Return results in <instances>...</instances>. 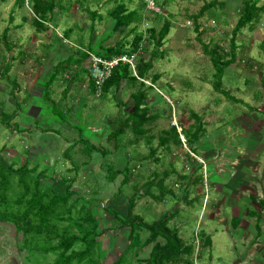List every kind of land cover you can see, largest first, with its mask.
<instances>
[{
    "label": "rangeland",
    "instance_id": "1",
    "mask_svg": "<svg viewBox=\"0 0 264 264\" xmlns=\"http://www.w3.org/2000/svg\"><path fill=\"white\" fill-rule=\"evenodd\" d=\"M33 1L0 0V162L14 171L27 168L28 177L40 180L51 195H71L56 209L52 233L35 234L28 246L12 224L0 223V264H55L58 255L43 253L41 246L57 244V234L83 236L92 229L98 245L92 261L83 264H114L123 255L124 264H150L153 248L166 241L147 245L150 232L144 230L130 252L129 230L120 229L113 214L126 216L130 200L135 215L147 222L174 215L169 228L190 250L174 264H264V11L236 33L245 0H57L47 29L39 30ZM122 5L137 15L118 29L111 14ZM263 6L260 0L258 7ZM166 22L172 28L159 43ZM26 25L33 35L23 42L16 30ZM139 35L144 40L135 52L138 66L151 69L137 86L126 82L101 98L88 88L92 108L79 94H68V82L77 78L79 84L85 75L91 49L121 44L131 51ZM213 52L223 62L236 54L220 91ZM37 65L51 84L48 98L45 79L35 89L18 76L30 77ZM140 83L153 118L149 133L137 137L127 127L109 138L133 111L131 96ZM52 104L57 109L40 111ZM199 125L206 132L193 152L185 144L170 152L160 145L163 131L172 126L182 134ZM20 178L13 179L11 203L23 192ZM240 215L251 232L246 239L258 241L251 258L242 233L229 238ZM206 235L213 241L210 248Z\"/></svg>",
    "mask_w": 264,
    "mask_h": 264
},
{
    "label": "trees",
    "instance_id": "2",
    "mask_svg": "<svg viewBox=\"0 0 264 264\" xmlns=\"http://www.w3.org/2000/svg\"><path fill=\"white\" fill-rule=\"evenodd\" d=\"M57 0H34L33 1V12L35 14L34 25L39 30L47 29L44 25L47 23L49 16L54 13L57 8ZM260 0H245L244 6L241 11V17L237 24L236 33H239L245 29L248 25L252 24L258 17L259 13L264 11L258 7ZM97 16V13H93ZM117 20L116 27L129 26L136 17V13H128L124 5L119 6L111 14ZM172 25L170 22H166L164 27L159 33L158 42L163 43L170 34ZM155 36V31H152ZM143 35L136 37L133 44V49L128 51L123 45L119 44L116 47H109L102 49V52H95L91 49V53L102 56L107 59H112L116 56L125 54H133L141 49V43L143 42ZM208 50V48H206ZM236 59V54L228 62H223L219 56L213 52L212 61L217 69L216 77L218 84L216 85L217 90L220 91L221 82L225 74L226 68L230 67ZM151 64L144 65L143 67L138 66V77L134 75L129 66H120L114 73L113 78L106 84L104 88V94L108 93L113 87H120L123 82H130L132 85L137 86L138 80L144 79ZM139 80V81H140ZM94 88V84L92 83ZM148 92L145 84H141L137 92L133 93L131 98L134 102L133 111L129 114L127 120L123 122L121 128L116 129L111 133L109 138H118L125 132V128L129 127L132 129L137 137H146L149 133L147 128L153 118L149 115L150 109L148 104ZM60 112V111H59ZM59 115V114H58ZM62 121H66L65 114L61 112ZM13 117V116H12ZM3 118H7L4 117ZM198 121L201 119L195 116ZM12 119V118H11ZM6 120V119H5ZM8 119L6 122H10ZM205 128L199 125L197 128L192 126L189 130H182V136L186 139V146L189 147L190 151H194V145L200 141L201 137L205 135ZM161 146L165 147L169 152L173 151L174 148L183 147L181 134L178 132V127L172 126L169 130L163 131L161 135ZM20 176L19 185L22 187L23 192L18 195V198L11 203L9 201V192L13 190V179L14 177ZM27 168H22L17 171L7 169L0 162V204L3 206L0 209V223L12 224L18 234L20 233L23 237V245L28 246L31 243V239L35 234H51V222L57 218L56 209L60 204H67L71 193L63 195L53 194L49 189H44L40 180H31L29 177ZM124 184H127L125 181ZM69 191V190H68ZM135 204L130 200L128 213L126 216L120 215L113 212L114 217L120 222V229L129 230V235L132 239L130 245L131 250L140 245V232L147 230L150 232L145 244H154L159 238L166 241V244H157L151 253L150 264H174L183 255L190 252L187 249L185 242L179 237L178 233H175L169 228V223L173 219L174 215H167L164 219L156 222H147L142 217L135 215L134 213ZM98 234L95 230H89L84 233L83 236H77L65 232L63 234L56 235L57 244H49L41 246V251L45 254H57V260L55 264H83L87 261H92L94 256V249L98 245L97 242ZM211 240L205 238V246L211 245ZM84 246L83 249L77 250L78 245ZM128 249V250H129ZM126 262V255H123L114 264H124Z\"/></svg>",
    "mask_w": 264,
    "mask_h": 264
},
{
    "label": "crops",
    "instance_id": "3",
    "mask_svg": "<svg viewBox=\"0 0 264 264\" xmlns=\"http://www.w3.org/2000/svg\"><path fill=\"white\" fill-rule=\"evenodd\" d=\"M21 23H17L16 25H20ZM16 33H18V37H19V39L20 40H23V42H26L27 41V39H29V38H31L32 37V31H31V28H30V26L29 25H26V26H21L20 28H18L17 30H16ZM35 36V38H34V40L35 39H37V36H36V34H34ZM32 41H33V39H32ZM69 58H67L66 60H68ZM38 64V63H37ZM87 69H85V75L84 76H80L79 77V84H76V79L77 78H73V79H71L72 81H69L68 82V89H70V91H69V95L71 96V95H77V94H79L80 95V98H79V100L81 101V103L83 104H88V105H90V107L92 108V106H93V103H92V97H91V95L89 94V90H88V88H91V90L93 89V86H92V82H91V80H90V72H89V68H90V65H89V63H88V66L86 67ZM37 71H39V68H38V65H37V68L35 69V72L33 73V74H31L30 75V77H26L25 75H21V73L20 72H18L19 74H18V76H19V78L20 79H23V81L24 82H28L32 87L33 86H35V89H37L39 86L36 84V83H39V82H41V80H43V79H45L44 80V82H43V85L45 86V88H46V91L44 92V95H45V97L46 98H48V96H49V87H50V83L48 82V79H46L45 78V70L43 69V71H40V72H37ZM55 72H56V70L54 71V73H53V75L55 74ZM53 75L50 77V79H52L53 78ZM124 84H126V82H123L122 84H121V87L124 85ZM120 87V88H121ZM113 89H111V91H112ZM35 91V90H34ZM34 91H33V93H34ZM36 92V91H35ZM37 98V97H36ZM36 100V99H35ZM90 101V102H89ZM34 108V106H29V109H33ZM57 109L56 108V106L55 105H51V106H49L48 107V109H46V110H40L41 112H49L51 109ZM60 112H62V113H64L61 109L59 110ZM57 114H59V113H57ZM66 120V119H65ZM77 126V125H76ZM73 126V128H76V129H78L79 128V126ZM90 130V129H89ZM92 130V129H91ZM208 162H209V160H207ZM211 164V163H210ZM242 215H240L239 217L237 216V217H234V218H239L240 220H236V223L238 222V221H240L239 223H237L236 225H237V227H233V230L231 231V230H229V238L231 239V240H233L232 239V233L233 232H236V234H238L239 235V233H242V236H241V238H243V239H241L240 241L244 244V248H246L247 250H246V252H245V254H246V256L247 257H249L250 256V258L251 257H253V256H255V255H257L256 253H255V251L257 250V244H258V241H256V242H254V240L252 241V240H249V239H246V235H247V237L250 235L249 233H251V232H249V229L247 228L248 226L246 225V223L244 222V218L243 217H241ZM232 224H233V222H232ZM248 232V234H246L247 232ZM257 235H256V237L259 235V232L257 231V233H256ZM206 237H207V239H209V240H211V245H210V247H212L213 246V241H212V238L210 237V235H206ZM255 237V238H256ZM185 239V238H184ZM183 239V241L185 242V240ZM254 242V243H253ZM209 246L207 247V248H210ZM235 251H237V249L235 250ZM257 252H258V250H257ZM239 263H241V264H245V262L244 261H241V262H239ZM258 263H260V262H258Z\"/></svg>",
    "mask_w": 264,
    "mask_h": 264
},
{
    "label": "built area",
    "instance_id": "4",
    "mask_svg": "<svg viewBox=\"0 0 264 264\" xmlns=\"http://www.w3.org/2000/svg\"><path fill=\"white\" fill-rule=\"evenodd\" d=\"M151 9L155 10L154 4L151 7ZM120 66H129L132 72L134 73V75L138 77V58H137L136 53L116 56L112 59H107V58H104L96 54L90 55V68H89L90 80L94 84V94L96 97L101 98L104 95V88L106 84L113 78L114 73ZM181 137H182L183 143L186 146V139L183 136ZM192 155L196 159H199L194 154ZM201 163L204 164L202 160H201ZM207 181L208 180L206 177V180H205V187H206L205 208L208 206V203L210 200V191H209ZM197 236H199V232H197Z\"/></svg>",
    "mask_w": 264,
    "mask_h": 264
}]
</instances>
